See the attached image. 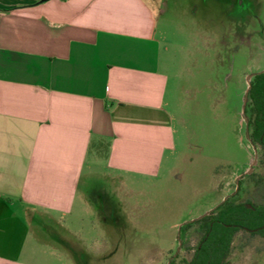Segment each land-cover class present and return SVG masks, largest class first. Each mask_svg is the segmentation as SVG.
I'll use <instances>...</instances> for the list:
<instances>
[{"label":"crops","instance_id":"1","mask_svg":"<svg viewBox=\"0 0 264 264\" xmlns=\"http://www.w3.org/2000/svg\"><path fill=\"white\" fill-rule=\"evenodd\" d=\"M156 19L146 0H0V264L47 260L31 223L73 213L91 151L153 176L174 150Z\"/></svg>","mask_w":264,"mask_h":264},{"label":"rangeland","instance_id":"2","mask_svg":"<svg viewBox=\"0 0 264 264\" xmlns=\"http://www.w3.org/2000/svg\"><path fill=\"white\" fill-rule=\"evenodd\" d=\"M146 1L164 49L174 150L153 176L108 170L106 148L91 151L73 213L31 223L30 245L48 257L41 264L189 259L197 234L178 239L184 224L226 199L264 203V166L242 112L247 79L264 70V0ZM228 264H264V239L239 233Z\"/></svg>","mask_w":264,"mask_h":264},{"label":"trees","instance_id":"3","mask_svg":"<svg viewBox=\"0 0 264 264\" xmlns=\"http://www.w3.org/2000/svg\"><path fill=\"white\" fill-rule=\"evenodd\" d=\"M249 142L259 149L264 166V72L254 75L244 108ZM263 183L259 179L256 185ZM194 229L197 234L189 259L173 258L168 264H228L232 243L239 233L264 239V203L251 200L221 203L209 215L184 224L182 232Z\"/></svg>","mask_w":264,"mask_h":264},{"label":"water","instance_id":"4","mask_svg":"<svg viewBox=\"0 0 264 264\" xmlns=\"http://www.w3.org/2000/svg\"><path fill=\"white\" fill-rule=\"evenodd\" d=\"M45 1H47V0H41V2H45ZM263 72H264V70L261 71L260 73H263ZM250 79H251V76H249V78H248L247 81H246V83H247V90H246V93H245V98H244V100H243L242 112L244 111V106H245L246 101H247V94H248V91H249V89H250ZM256 161H257V157H256V155H255V156H254V160H253L251 166H254V165L256 164ZM251 170H252V168H249V170H247L246 173H248V171L250 172ZM209 213H210V212H207V213H205L203 216H207V215H209ZM203 216H201V217H203Z\"/></svg>","mask_w":264,"mask_h":264},{"label":"flooded vegetation","instance_id":"5","mask_svg":"<svg viewBox=\"0 0 264 264\" xmlns=\"http://www.w3.org/2000/svg\"><path fill=\"white\" fill-rule=\"evenodd\" d=\"M262 71H263V70H262ZM260 72H261V71H260ZM258 73H259V72H258ZM256 74H257V73H256ZM256 74L251 75L250 82H251L252 78L254 77V75H256ZM243 112H244V111H243ZM246 123H247V121H246ZM245 177H246V175H244V176L241 177V178L244 179ZM241 178H240L239 181H241ZM240 186H241V184L236 183V185H235V194H236L237 191L239 190ZM227 200H229V199H226L225 201H227ZM225 201H222L221 203H223V202H225ZM221 203H220V204H221ZM220 204H219V205H220ZM219 205H218V206H219ZM218 206H217V207H218ZM217 207H216V208H217ZM216 208H215V209H216ZM213 210H214V209H213ZM210 212H211V211H210ZM200 218H202V217H200ZM200 218H198V219H200ZM196 220H197V219H196ZM181 236H182V231H180V234L177 236V238L180 239ZM173 258H175V256L172 257V258H171L166 264L170 263V261H172Z\"/></svg>","mask_w":264,"mask_h":264}]
</instances>
